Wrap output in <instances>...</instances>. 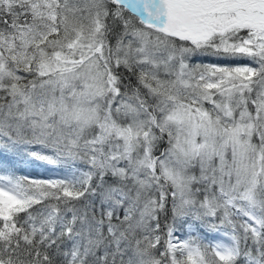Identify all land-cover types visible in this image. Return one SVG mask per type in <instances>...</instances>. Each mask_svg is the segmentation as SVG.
I'll return each instance as SVG.
<instances>
[{"label":"snow or ice","instance_id":"6c2138e0","mask_svg":"<svg viewBox=\"0 0 264 264\" xmlns=\"http://www.w3.org/2000/svg\"><path fill=\"white\" fill-rule=\"evenodd\" d=\"M0 264H264V0H0Z\"/></svg>","mask_w":264,"mask_h":264},{"label":"trees","instance_id":"16d2710c","mask_svg":"<svg viewBox=\"0 0 264 264\" xmlns=\"http://www.w3.org/2000/svg\"><path fill=\"white\" fill-rule=\"evenodd\" d=\"M18 175H27L31 178H42V179L56 178V177L47 176L44 173H38L37 170L30 168V166L28 165L19 166Z\"/></svg>","mask_w":264,"mask_h":264},{"label":"rangeland","instance_id":"374dc122","mask_svg":"<svg viewBox=\"0 0 264 264\" xmlns=\"http://www.w3.org/2000/svg\"><path fill=\"white\" fill-rule=\"evenodd\" d=\"M28 166H30V168H35L36 170H38V172L43 171L50 177H58L61 175V173L54 170L57 166H49L46 164H35Z\"/></svg>","mask_w":264,"mask_h":264}]
</instances>
